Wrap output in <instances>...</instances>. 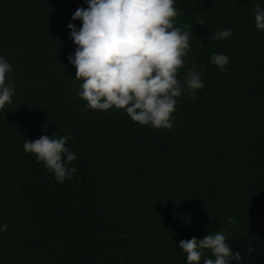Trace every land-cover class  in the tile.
<instances>
[{
  "label": "trees",
  "instance_id": "obj_1",
  "mask_svg": "<svg viewBox=\"0 0 264 264\" xmlns=\"http://www.w3.org/2000/svg\"><path fill=\"white\" fill-rule=\"evenodd\" d=\"M264 0H175L190 33L173 127L92 110L70 63L68 25L87 0H0V264H188L181 240L222 232L240 261L264 264ZM203 24H200V23ZM231 29L228 39L211 34ZM226 54V71L211 61ZM200 72L192 91L187 73ZM68 136L76 172L55 179L23 145ZM207 258L214 259L205 250ZM203 264V257L200 262Z\"/></svg>",
  "mask_w": 264,
  "mask_h": 264
},
{
  "label": "clouds",
  "instance_id": "obj_2",
  "mask_svg": "<svg viewBox=\"0 0 264 264\" xmlns=\"http://www.w3.org/2000/svg\"><path fill=\"white\" fill-rule=\"evenodd\" d=\"M87 3V8H78L72 17L81 20L82 27L68 25L77 45L75 54L68 59L77 69L75 78L83 81L79 97L89 109H122L140 125L171 130L176 98L183 90L177 74L190 47L189 31L174 26L179 15L175 0H87ZM255 25L264 30V9L259 4ZM231 35L229 28L211 34V39H228ZM211 61L226 71L229 57L213 53ZM11 69L12 65L0 57V110L12 103L14 85L5 83ZM186 83L193 95L195 90L204 88L195 68L187 73ZM52 136L44 134L36 140L28 139L23 148L63 183L76 172L75 167H67L76 156L66 146L68 136L58 139ZM6 229L4 225L0 231ZM179 248L187 253L188 264H200L202 257L203 264H230L242 259L238 251L233 253L222 232L203 239L181 240ZM205 250L215 258H207Z\"/></svg>",
  "mask_w": 264,
  "mask_h": 264
}]
</instances>
